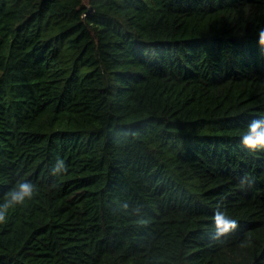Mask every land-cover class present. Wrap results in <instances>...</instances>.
<instances>
[{"label":"trees","instance_id":"1","mask_svg":"<svg viewBox=\"0 0 264 264\" xmlns=\"http://www.w3.org/2000/svg\"><path fill=\"white\" fill-rule=\"evenodd\" d=\"M84 1L0 0V264H264V0Z\"/></svg>","mask_w":264,"mask_h":264},{"label":"clouds","instance_id":"2","mask_svg":"<svg viewBox=\"0 0 264 264\" xmlns=\"http://www.w3.org/2000/svg\"><path fill=\"white\" fill-rule=\"evenodd\" d=\"M258 43L264 48V28L258 30ZM241 144L253 152L257 150L264 151V119L252 120L241 137ZM68 172L69 166L63 160H58L53 168L52 175L61 173L67 175ZM64 175H61V178ZM245 183H247L246 179L241 180V187ZM38 194L37 185L26 180L17 181L16 185L5 194L4 202L0 204V224L7 223L9 210L14 211L18 205L24 206L27 201H31ZM122 207L127 208L128 205L125 203ZM212 219L216 228L214 239L235 231L239 226L235 219L230 218L225 212L220 211L219 206L216 207ZM251 246L252 241L250 237L246 238L239 245L241 248Z\"/></svg>","mask_w":264,"mask_h":264},{"label":"rangeland","instance_id":"3","mask_svg":"<svg viewBox=\"0 0 264 264\" xmlns=\"http://www.w3.org/2000/svg\"><path fill=\"white\" fill-rule=\"evenodd\" d=\"M84 3H85L86 6H88V2H87V0H85Z\"/></svg>","mask_w":264,"mask_h":264},{"label":"water","instance_id":"4","mask_svg":"<svg viewBox=\"0 0 264 264\" xmlns=\"http://www.w3.org/2000/svg\"><path fill=\"white\" fill-rule=\"evenodd\" d=\"M86 14H88V13H86Z\"/></svg>","mask_w":264,"mask_h":264}]
</instances>
